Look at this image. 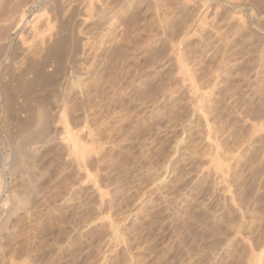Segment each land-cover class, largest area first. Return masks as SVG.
<instances>
[{"label":"rangeland","instance_id":"374dc122","mask_svg":"<svg viewBox=\"0 0 264 264\" xmlns=\"http://www.w3.org/2000/svg\"><path fill=\"white\" fill-rule=\"evenodd\" d=\"M6 1L0 263L264 264V0Z\"/></svg>","mask_w":264,"mask_h":264},{"label":"bare ground","instance_id":"6f19581e","mask_svg":"<svg viewBox=\"0 0 264 264\" xmlns=\"http://www.w3.org/2000/svg\"><path fill=\"white\" fill-rule=\"evenodd\" d=\"M3 1H5V0H0V3L1 2H3ZM11 2H9L10 3V6H9V8L10 7H12V0H10ZM18 1H19V3H21V2H23L22 0H15V2L16 3H14L15 5L16 4H18ZM27 1V0H26ZM26 1L25 2H23V3H26ZM31 2L30 3H34L35 1H37V0H30ZM94 1H97V0H94ZM99 1V0H98ZM97 1V2H98ZM231 1V3H230V5H231V8L232 9H234V10H236V14L234 15V16H236V15H239L238 16V18H239V20L242 22V17L240 16V14H242V13H240L241 11H239L240 9H243L242 8V3L238 0H230ZM6 2H8V0L6 1ZM28 3H29V1H27ZM224 2V1H223ZM89 3L91 4V6H92V4H94L93 3V0H89ZM96 3V2H95ZM100 3V1L98 2V4ZM2 4V3H1ZM0 4V5H1ZM8 4V3H7ZM7 4L5 5V6H7ZM27 4V3H26ZM100 4H103L102 3V1H101V3ZM99 4V5H100ZM253 4H254V2H253ZM21 5V4H20ZM25 5V4H24ZM30 5V4H29ZM104 5H106V4H104ZM217 5V4H216ZM216 5H214V4H212V5H210V3H209V6L204 10V11H202L200 14V17L198 18V21H197V24H195V27L194 28H192V31L191 32H196V30H197V28L198 27H200V26H202L203 24H204V26H206L205 25V23H207L206 22V20L207 19H209V17H211V15L212 14H214V12L216 11L215 9H217L215 6ZM23 6V5H22ZM31 6V5H30ZM29 6V7H30ZM102 6V5H101ZM206 6V5H205ZM221 6V5H220ZM225 6V5H224ZM264 6V5H263ZM222 7V6H221ZM261 7V6H260ZM6 8H8V7H6ZM24 8H26L25 6H24ZM24 8H21V6L20 7H17L16 6V12H17V18H16V20H15V22H14V25H13V29H14V31H17V29H20V30H24V29H29V31L30 32H32L34 35L35 34H37V27H36V22H35V20L34 19H32L31 21H26V19H25V11L26 10H24ZM248 8V7H247ZM255 8H258V6L257 7H255ZM262 8H264V7H262ZM9 10V9H8ZM233 10V11H234ZM243 11V10H242ZM110 12V11H109ZM245 12V11H244ZM255 18H250L251 19V25H252V27L254 26L255 28H252V30L255 32V33H258V31H259V29H261V27H262V19L264 18L263 17V14H264V12L261 10H259V8L258 9H256L255 10ZM107 14V13H106ZM105 13H104V16L106 15ZM244 14V13H243ZM110 15V14H109ZM108 15V16H109ZM199 15V14H198ZM111 17V16H110ZM232 17V16H231ZM253 17V16H252ZM108 18V17H107ZM212 18V17H211ZM236 18V17H235ZM238 20V21H239ZM249 20V19H248ZM194 22V21H193ZM250 23V22H249ZM188 25H186L185 26V28H187L188 30L190 29V27H192L191 25H192V21H191V23L190 22H188L187 23ZM194 25V24H193ZM203 27V26H202ZM201 27V28H202ZM0 28H1V23H0ZM11 29H12V26L10 27ZM200 28V29H201ZM204 28V27H203ZM264 28V27H263ZM187 29H185L186 31H187ZM194 29V30H193ZM184 30V31H185ZM263 30V29H262ZM183 32V31H182ZM184 33V32H183ZM10 34V33H9ZM8 34V35H9ZM186 34V33H185ZM193 35V34H192ZM191 35V36H192ZM188 36V35H187ZM261 36V35H260ZM263 36V35H262ZM6 37V38H5ZM4 38V40H7L6 42H4V43H2L1 42V45H0V49L2 50V51H4V52H9L11 49H12V42H11V40H10V37H7V36H5ZM3 39V38H2ZM182 39H183V37H182ZM181 39V40H182ZM180 40V39H179ZM177 43H179V41L177 42ZM175 44V43H174ZM173 44V42H172V45L170 44V49H171V53L172 54H174L175 55V59H176V63H177V67H179V71L180 72H182V73H184L185 75H187L188 77H189V81H190V88H191V93L193 94H196V93H198L197 91H198V87L196 86L197 84H194V83H196L194 80H195V78H194V75L193 74H191L190 73V70H189V68L187 67V65L183 62V59H182V56L183 55H181V51H180V49H179V47H178V45L176 44V45H174ZM169 52V53H170ZM171 54V55H172ZM6 55V54H5ZM174 55H173V57H174ZM1 62H2V60H0V66L2 65L1 64ZM193 75V76H192ZM194 79H193V78ZM194 85V89H193V86ZM242 94V93H241ZM201 95V94H200ZM210 94H207V93H202V95L200 96V97H205V98H207V97H210L209 96ZM7 96H6V93H4L3 92V90H2V88H0V102L2 103V101L3 100H5V98H6ZM2 105V104H1ZM225 105V104H224ZM2 110H4V107H3V109ZM3 112V111H2ZM4 113V117H1V123L2 124H4V122H5V119H6V116H5V111L3 112ZM43 118H45L44 116H43ZM29 119V118H28ZM27 119V120H28ZM46 120V119H45ZM48 120V119H47ZM47 120L46 121H44V122H47ZM29 121V120H28ZM29 123L30 122H28L27 124L29 125ZM33 124V123H32ZM40 124H45V123H40ZM256 124H258L257 126H256ZM27 125V126H28ZM26 126V127H27ZM33 126V125H32ZM258 126H259V123H255V125H254V123H253V128H252V130L254 131V129L256 130L255 132H257L258 130L259 131H261L260 130V128L261 129H263L264 130V125H263V123L261 122V124H260V128H258ZM25 127V129H27V130H30L31 128L28 126V128H26ZM46 127H47V125H46ZM44 125H40V130H39V134H33L32 132H31V134H33V136H31V138L30 139H28L27 138V141H26V143H30V142H32L33 140H39L40 138H44V136H45V134H46V131L43 129V128H46ZM256 127L258 128V129H256ZM263 127V128H262ZM47 129V128H46ZM41 130H43V131H41ZM252 131V132H253ZM48 132V131H47ZM30 134V135H31ZM68 134V133H67ZM3 135V134H2ZM29 135V136H30ZM4 137H5V135H3ZM2 136V137H3ZM3 140H5V139H3ZM64 141L67 143V145L69 144V146L74 150V152L78 155H80V156H82V152L80 151V150H83V149H81L80 147H76V145H74V143L71 141V139L69 138V137H65L64 138ZM7 142V139L5 140V143ZM1 171V170H0ZM4 182H3V180H2V177H1V175H0V240L1 239H3L2 238V235L3 234H5L6 233V235L8 236V235H11V234H9L8 233V226H10L11 224V218H12V206H11V197L9 196V194H7V193H5L6 195H4V198H2L1 197V195H2V188H1V184H3ZM4 190V189H3ZM6 191V190H5ZM10 230H12L11 228H10ZM9 230V231H10ZM12 232V231H11ZM5 235V236H6ZM6 236V239L8 238ZM12 237V236H11ZM10 237V238H11ZM5 239V238H4ZM9 239V238H8ZM12 239V238H11ZM6 241V240H5ZM1 242H2V240L0 241V249L2 248L3 249V246H4V248H5V245H8V244H5V245H3V244H1ZM7 243V242H6ZM12 246V245H11ZM6 248H7V246H6ZM11 248V247H10ZM9 248V249H10ZM2 249H1V251H2ZM12 249V248H11ZM8 250V249H7ZM15 252V251H14ZM7 254L8 253V251H4V253L3 254ZM0 254H2V252H0ZM13 254H15V253H12V250L10 251L9 250V254H7V259H6V257H5V259L4 260H6V264H28L25 260L26 259H24V260H20V261H17L20 257H18V259H16V258H14L17 254H15V256H13ZM6 256V255H5ZM2 256H0V258H1ZM2 258H4V257H2ZM2 262V261H1ZM1 264V263H0ZM3 264V263H2Z\"/></svg>","mask_w":264,"mask_h":264}]
</instances>
